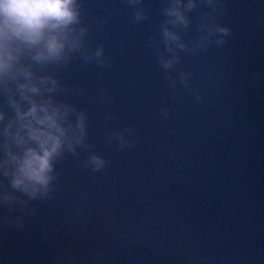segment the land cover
<instances>
[{
  "label": "water",
  "instance_id": "water-1",
  "mask_svg": "<svg viewBox=\"0 0 264 264\" xmlns=\"http://www.w3.org/2000/svg\"><path fill=\"white\" fill-rule=\"evenodd\" d=\"M223 2L227 44L181 53L189 92L169 86L149 43L163 0H143L139 23L126 0H82L89 48L110 64L74 57L57 75L75 91L60 98L87 110L108 164L82 167L81 150L34 214L0 207V264H264V0ZM129 126L134 147L109 144Z\"/></svg>",
  "mask_w": 264,
  "mask_h": 264
},
{
  "label": "clouds",
  "instance_id": "clouds-1",
  "mask_svg": "<svg viewBox=\"0 0 264 264\" xmlns=\"http://www.w3.org/2000/svg\"><path fill=\"white\" fill-rule=\"evenodd\" d=\"M142 2L126 0L137 23L148 18ZM201 4L206 10L194 22L190 13ZM222 9L223 0H163L164 18L149 43L173 90L194 91L193 74L177 69L181 53L195 56L227 44L232 29L219 21ZM194 23V34L188 35ZM88 34L82 0H0V207L34 214L30 202L51 197L59 182L58 165L69 155L79 158L81 150L88 153L82 167L106 168L107 159L89 142L87 110L60 98L75 91L57 75L74 57L110 64L103 45L90 50ZM195 95L203 100L198 91ZM169 115L170 109L163 108L162 122ZM107 138L123 151L134 147L135 129L111 130Z\"/></svg>",
  "mask_w": 264,
  "mask_h": 264
}]
</instances>
